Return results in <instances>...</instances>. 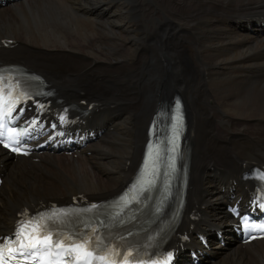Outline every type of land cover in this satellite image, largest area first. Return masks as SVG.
<instances>
[{
    "label": "bare ground",
    "instance_id": "1",
    "mask_svg": "<svg viewBox=\"0 0 264 264\" xmlns=\"http://www.w3.org/2000/svg\"><path fill=\"white\" fill-rule=\"evenodd\" d=\"M260 15L264 0H22L0 8V60L44 73L72 101L101 104L90 122L112 127L89 147L90 156L82 155L84 162L67 168L56 157L29 167L7 159L0 216L10 221L23 204L53 194L118 190L136 167L157 98L180 91L190 166L180 225L190 210L202 212L206 230L225 222L219 205L231 195L233 180L234 192L244 195L240 174L252 161L264 164ZM4 39L15 47L4 48ZM51 165L76 182L38 180ZM218 248L207 264H261L264 258V242Z\"/></svg>",
    "mask_w": 264,
    "mask_h": 264
},
{
    "label": "snow or ice",
    "instance_id": "2",
    "mask_svg": "<svg viewBox=\"0 0 264 264\" xmlns=\"http://www.w3.org/2000/svg\"><path fill=\"white\" fill-rule=\"evenodd\" d=\"M5 79H7V78L0 77V82H3ZM6 87L9 89V97H11L12 91L17 89L19 87V85H14V84H11L9 82L6 85ZM5 103H7V98L5 100ZM62 119H63V117H62ZM5 146L7 147L9 145L6 143ZM16 150H17L16 148H13V151H16ZM142 182L150 183V181H146L144 178H142ZM59 215H61V214L53 213L49 217H40L38 220L22 222L20 225L19 231L16 233V241L19 242L20 254H24L25 250L27 248L37 247V244H40L42 246L44 241L41 240V238H40L41 228L46 227V224H45L46 220L52 219L53 217H57ZM93 231H95V230H93ZM33 233H35V235H33ZM51 235L52 234L49 232L48 236L46 237L50 246H51ZM16 241H14L13 244H15ZM25 241H28V243L26 244ZM33 241H35V242H33ZM72 243H73V247L71 249H68L65 251H66V254L70 257L73 255V253H76L75 258H76L77 262H79L80 260H83L84 264H93V260H96V261H102L103 264H115L114 259L111 261L108 259V254H106L104 256H97L94 254V251L89 250L88 246L90 244V240H86L83 243H79V244H77L75 241H73ZM101 243H102V241L99 238H97V248H99ZM55 247H57V248L62 247V243H59V242L56 243ZM5 249L9 251L8 259H11L17 251L15 248H9L8 245H5ZM2 251L3 250H0V264H7V260H5L3 255H2ZM116 255H119V253H116ZM122 264H128V258L127 257H124Z\"/></svg>",
    "mask_w": 264,
    "mask_h": 264
},
{
    "label": "rangeland",
    "instance_id": "3",
    "mask_svg": "<svg viewBox=\"0 0 264 264\" xmlns=\"http://www.w3.org/2000/svg\"><path fill=\"white\" fill-rule=\"evenodd\" d=\"M248 33H249V32H248ZM250 34H251V33H250ZM78 46H79L80 48H82L81 46H83V45L80 43V45H78ZM82 49H83V48H82ZM162 95H164V94H162ZM162 95H160V96H162ZM160 96H159V97H160ZM133 97H134V96H133ZM159 97L157 98V100L159 99ZM157 100H156V101H157ZM236 143H238V142H236ZM47 196H49V195H47ZM40 197H42V196L40 195L39 198H40ZM212 212H215V209L212 210ZM215 250L220 251V250H222V248L219 247L218 249H215ZM223 251H226V250H223Z\"/></svg>",
    "mask_w": 264,
    "mask_h": 264
}]
</instances>
